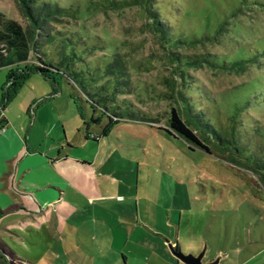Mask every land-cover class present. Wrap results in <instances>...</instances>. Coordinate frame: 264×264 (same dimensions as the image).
I'll return each instance as SVG.
<instances>
[{
    "label": "rangeland",
    "instance_id": "obj_1",
    "mask_svg": "<svg viewBox=\"0 0 264 264\" xmlns=\"http://www.w3.org/2000/svg\"><path fill=\"white\" fill-rule=\"evenodd\" d=\"M155 1L178 31L173 11L187 12L185 36L190 29L210 36L176 48L178 55L216 60L264 43V10L229 15L237 0ZM0 12L27 27L15 1L0 0ZM81 12L51 30L113 43L112 55L127 73L128 89L117 99L150 123L122 122L103 137L106 119L83 95L64 81L56 86L30 75L0 113V247L10 254L0 264H185L177 253L201 264H264V173L215 142L205 141L208 153L189 147L167 123L181 93L223 138L235 127L239 143L264 160V106L232 120L250 84L264 78V57L240 72L186 67L181 86L141 7ZM104 56L111 54L98 49L85 60ZM8 71L0 69V98ZM29 182L55 197L50 215L22 206L36 196L26 189Z\"/></svg>",
    "mask_w": 264,
    "mask_h": 264
},
{
    "label": "trees",
    "instance_id": "obj_2",
    "mask_svg": "<svg viewBox=\"0 0 264 264\" xmlns=\"http://www.w3.org/2000/svg\"><path fill=\"white\" fill-rule=\"evenodd\" d=\"M17 4L22 16L27 22V27L8 18L0 12V69L9 68L5 79V87L0 98V113L4 106L12 101L18 89L25 83L30 75H38L52 85L58 86L64 81L71 86L74 92L84 96L85 101L95 113L100 110L101 117L106 119L103 134H107L119 123H150V118L140 117L131 110L130 104L123 99H117L119 92L127 91V73L122 62L115 57L113 43L78 41L66 34H58L50 26L62 18L76 17L90 11L126 7H141L148 20L149 29L158 38L163 51L167 52V59L175 67L176 75L181 86L185 82L184 71L186 67L208 66L212 69L243 71L246 65L259 63L264 57V43L239 49L231 57H220L216 60L200 56L184 57L175 52L176 48L195 45L210 38L207 33L196 34L190 29L189 37L185 36L186 23L181 20H190L183 8L173 11L172 19H176L178 28L174 27L168 19L164 18L161 9L155 0H13ZM225 3V0H222ZM216 2V1H215ZM155 4H157L155 6ZM183 4H185L183 2ZM186 5V4H185ZM229 15H235L252 9L264 10V0H237ZM176 16V17H175ZM225 19L223 18L214 30L215 34L221 32ZM196 27V30H199ZM200 31V30H199ZM188 35V34H187ZM185 36V37H184ZM45 49L50 50L53 59H49ZM103 49L108 50L111 56H104L99 60H85L90 52ZM241 51V52H240ZM258 83H251L246 101L233 115L235 124L239 121L238 113L249 111L255 105L264 106V78L256 79ZM180 108L178 112L171 111L169 121L172 131L185 140L191 147L194 146L208 153L205 141L215 142L218 149L229 150L232 155L246 156L254 166L247 165L253 171L264 173V160L258 157L259 153H251L246 146L241 145L239 133L235 136V127L231 128L229 139L220 135L219 130L210 122L207 113L191 97L178 94ZM99 118L91 119L92 123ZM237 119V120H236ZM254 140L260 144L262 135L259 130ZM246 145V146H245ZM249 146V145H248ZM251 155H249V153ZM261 153V150H260ZM249 156V157H248ZM256 158H255V157ZM264 156V155H263ZM249 158V159H248ZM234 161V160H232ZM261 173V174H262ZM3 215L0 211V217ZM10 254L0 247V259L9 261Z\"/></svg>",
    "mask_w": 264,
    "mask_h": 264
},
{
    "label": "crops",
    "instance_id": "obj_3",
    "mask_svg": "<svg viewBox=\"0 0 264 264\" xmlns=\"http://www.w3.org/2000/svg\"><path fill=\"white\" fill-rule=\"evenodd\" d=\"M4 124H5V126H7V122H6L5 118H4ZM3 140H4V138H3ZM79 171L83 172L80 169H79ZM25 187L27 190L36 191V196H34L33 200L28 202V203H25V202L21 203L22 206H24L25 209L31 213H35L37 215H39V214L42 215L41 218L43 216L50 215V209H49L51 207L50 205L53 203V201L56 200L55 197L51 194V192H49L47 190H43L42 192H39V190L34 188V186L31 184V182H29L27 184V186H25ZM61 210H63V211H61ZM64 210H65V206H62L58 211H59V213H64ZM6 211H9V210L7 209ZM42 211H43V214H42ZM21 213H23V212H21ZM25 244L26 243L20 244L22 250H24V253L26 252L25 251ZM30 244L33 246L32 242H30ZM176 248H177V245H176ZM34 252H36V251H34ZM26 254H28V252Z\"/></svg>",
    "mask_w": 264,
    "mask_h": 264
},
{
    "label": "water",
    "instance_id": "obj_4",
    "mask_svg": "<svg viewBox=\"0 0 264 264\" xmlns=\"http://www.w3.org/2000/svg\"><path fill=\"white\" fill-rule=\"evenodd\" d=\"M179 257V259L185 264H201L199 259L194 258L192 255H183V254H175Z\"/></svg>",
    "mask_w": 264,
    "mask_h": 264
}]
</instances>
